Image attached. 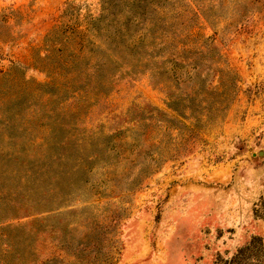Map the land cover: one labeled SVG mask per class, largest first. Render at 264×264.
Instances as JSON below:
<instances>
[{
    "label": "rangeland",
    "instance_id": "rangeland-1",
    "mask_svg": "<svg viewBox=\"0 0 264 264\" xmlns=\"http://www.w3.org/2000/svg\"><path fill=\"white\" fill-rule=\"evenodd\" d=\"M0 264H264V0H0Z\"/></svg>",
    "mask_w": 264,
    "mask_h": 264
},
{
    "label": "trees",
    "instance_id": "trees-1",
    "mask_svg": "<svg viewBox=\"0 0 264 264\" xmlns=\"http://www.w3.org/2000/svg\"><path fill=\"white\" fill-rule=\"evenodd\" d=\"M66 76H70L69 79L66 81H62V82H58V83H54V84H42L39 85L38 87L42 90H44L45 93L49 94V95H54V91L58 90V92L62 93V94H72L75 93L79 90H81V87L79 86H75L74 84L76 82H78L77 77L74 75L73 73L70 72V74L68 75H64V77ZM77 84V83H76ZM171 107V105H170Z\"/></svg>",
    "mask_w": 264,
    "mask_h": 264
}]
</instances>
